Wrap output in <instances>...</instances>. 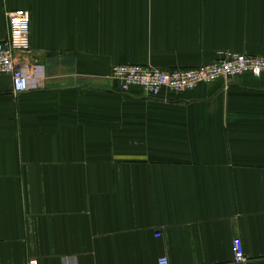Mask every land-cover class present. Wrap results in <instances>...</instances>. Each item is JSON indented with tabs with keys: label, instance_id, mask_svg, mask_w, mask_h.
Masks as SVG:
<instances>
[{
	"label": "crops",
	"instance_id": "1",
	"mask_svg": "<svg viewBox=\"0 0 264 264\" xmlns=\"http://www.w3.org/2000/svg\"><path fill=\"white\" fill-rule=\"evenodd\" d=\"M8 39L46 79L0 74V264H264V72L160 96L111 77L264 57V0H0Z\"/></svg>",
	"mask_w": 264,
	"mask_h": 264
},
{
	"label": "built area",
	"instance_id": "2",
	"mask_svg": "<svg viewBox=\"0 0 264 264\" xmlns=\"http://www.w3.org/2000/svg\"><path fill=\"white\" fill-rule=\"evenodd\" d=\"M9 32L12 39H27L31 30L29 10H16L7 13ZM16 46L11 39L0 42V74L12 79L13 92L19 95L44 88L45 70L42 65L18 62L15 59ZM264 72V57L242 54L230 50L219 51L213 62L197 67L162 70L150 65L119 64L111 71V77L120 84L123 92L137 87L150 96H160L163 91L184 92L193 90L201 84L217 80L229 82L245 74L260 76ZM160 235L158 234V237ZM237 262L246 260L243 242L233 241ZM28 264H39L31 259ZM159 264H170L163 256Z\"/></svg>",
	"mask_w": 264,
	"mask_h": 264
}]
</instances>
